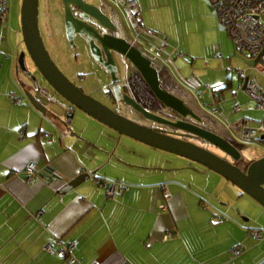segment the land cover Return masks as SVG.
Listing matches in <instances>:
<instances>
[{
    "label": "crops",
    "instance_id": "0c3cea01",
    "mask_svg": "<svg viewBox=\"0 0 264 264\" xmlns=\"http://www.w3.org/2000/svg\"><path fill=\"white\" fill-rule=\"evenodd\" d=\"M87 1L112 17L119 34L153 54L162 86L201 115L204 127L234 143L245 120L253 125L264 117L231 71L224 80L214 78L217 71L209 74L218 82L201 97L206 88L193 94L190 77L181 73L186 62L175 57H202L204 32L216 28L204 0H133L134 15L124 0ZM10 13L0 23V264H68L46 250L58 241L76 242L74 264H264V238L248 233L264 230V207L233 182L182 156L172 164L176 157H163V150L120 135L81 110L68 127L37 110L24 91L33 82L18 67L16 54L25 46L22 33L10 32ZM218 42L223 45L221 35ZM131 70L122 69V79ZM221 85L226 87L219 90ZM61 109L65 119L67 107ZM30 162L37 167L32 182L25 170ZM82 173L90 176L65 191ZM99 178L130 188L108 198ZM237 246L242 251L234 253Z\"/></svg>",
    "mask_w": 264,
    "mask_h": 264
},
{
    "label": "water",
    "instance_id": "95a60500",
    "mask_svg": "<svg viewBox=\"0 0 264 264\" xmlns=\"http://www.w3.org/2000/svg\"><path fill=\"white\" fill-rule=\"evenodd\" d=\"M204 1L216 14L210 1ZM21 2V38L25 49L18 52L16 59L21 71L32 79L31 87L24 91L37 110L43 114L51 112L67 127L75 110H81L120 135L182 156L217 172L264 207V155L251 160L230 139L204 127V118L183 98L162 86L159 69L152 59L135 42L119 34L120 27L100 5L87 0H62L65 36L71 45L79 36L92 59L106 71L118 109L85 92L58 67L46 49L41 33L40 0ZM220 29L225 28L220 25ZM116 56L132 64L161 107L156 110L148 108L124 90ZM238 56L248 66L258 60L242 54ZM39 74L44 82H41ZM122 106L133 110L143 121L124 114ZM64 107H67L66 118L62 119L60 114ZM89 176V173H82L66 185L65 191L75 188Z\"/></svg>",
    "mask_w": 264,
    "mask_h": 264
},
{
    "label": "rangeland",
    "instance_id": "374dc122",
    "mask_svg": "<svg viewBox=\"0 0 264 264\" xmlns=\"http://www.w3.org/2000/svg\"><path fill=\"white\" fill-rule=\"evenodd\" d=\"M21 1L22 0L10 1V21L13 20L14 23L13 27L10 29V32H12L13 35H21V20L19 14L21 11ZM208 10L216 19V28L213 30L207 29L204 32V38L201 42L206 44L207 47L201 45L200 51L201 53L203 52L201 55L202 57H196L195 59L196 55H193V52H191L190 55L185 53L181 58L175 57L176 63L186 62L185 65L183 64L179 68H182V74L186 73L190 77V86L192 87L191 91L193 94L200 89L203 90L204 88H207L206 90L210 91L212 89L210 86H213L216 82H218L213 81L214 78H220V80H224L228 76V71H231L233 77L238 80V70L249 68V66L246 65V63L238 56L239 53L236 49L234 41H232L230 38L227 30L220 29L216 14H213L209 7ZM39 16L42 36L47 47L46 49H48L53 61L73 82L84 86L88 94H91L93 97L99 100L108 102L109 99L106 95L109 87L108 75L103 72L99 73V67H96L95 62L89 57L90 54H87L85 51V45L82 44L83 42H81L80 38H75L74 45H71L65 36L63 31L64 9L62 0H40ZM219 35L222 37L223 45H221V42H218ZM22 47L23 45L21 44V48ZM194 52L195 54H199L197 49H195ZM144 53L150 57L152 61H154L153 63H155L153 54L147 52L146 50H144ZM180 54L182 55V53ZM244 55H247V53H244ZM173 68L176 70L175 65ZM179 68H177L178 71ZM213 71H217L214 78L209 76V74L212 75ZM135 74L138 75V72L135 71ZM254 74L262 83L264 82V79L257 70L256 72L254 71ZM139 79H142L141 76ZM140 82L143 85L142 88L144 93L148 95L146 92L149 87L145 82L143 84L142 80ZM242 93L244 94V92ZM135 94L139 100L144 98L143 92H136ZM149 97L152 99L154 98L152 95ZM249 99H251V97ZM252 102L254 103L253 100ZM233 140L236 146L241 149L243 154L251 159L264 153L263 141H252L251 143H248L242 141V139L238 137H233ZM160 153L163 155V157H165V155L176 157L174 158V162L171 161L173 162L172 164L177 163V159H182L180 158L181 156L171 153L163 154L164 151ZM163 162H165V159Z\"/></svg>",
    "mask_w": 264,
    "mask_h": 264
},
{
    "label": "built area",
    "instance_id": "2783aa9c",
    "mask_svg": "<svg viewBox=\"0 0 264 264\" xmlns=\"http://www.w3.org/2000/svg\"><path fill=\"white\" fill-rule=\"evenodd\" d=\"M9 1L10 0H0V23H5L9 18ZM209 1L216 12V18H218L219 24L225 28L224 30H227L230 38L234 41L237 51L239 50L247 53L251 58H258L254 66H250L247 69H240L238 74L242 79L241 86L245 87L244 89L256 102L257 108L264 111V82L262 83L259 78L252 73L257 70L264 79V0ZM123 3L127 10H132L131 14L134 15L133 11H135L134 8L137 7V3L133 0H124ZM135 40L137 39L134 38V41ZM150 50L154 53L156 47L153 46ZM7 57L12 59L14 54L11 53L7 55ZM206 89L199 92L198 95L201 97L203 93H207L208 91ZM17 100L19 101L20 99ZM210 106L214 107L215 103L212 102ZM240 109L241 107L239 105L233 108L234 111H239ZM215 113H217L216 108L214 109V114ZM242 125L243 128L238 136L242 141L251 143L254 140L262 137L264 138V117L253 123V125L249 120H245ZM25 170L28 173V180L31 182L35 181L37 178V167L35 163H28ZM98 184L105 188L104 191L108 198H114L130 188V185L127 183L112 181L105 178H99ZM166 207V205L161 206L162 210H165ZM263 232L264 230L261 228H254L248 233L252 237L261 240L264 238ZM75 247L76 242L64 244L58 241L56 248L50 243L47 245L46 250L55 251L65 259L66 263L74 264L78 262L77 258L72 253ZM241 251L242 246H237L233 249L234 253H239Z\"/></svg>",
    "mask_w": 264,
    "mask_h": 264
},
{
    "label": "flooded vegetation",
    "instance_id": "af4514ba",
    "mask_svg": "<svg viewBox=\"0 0 264 264\" xmlns=\"http://www.w3.org/2000/svg\"><path fill=\"white\" fill-rule=\"evenodd\" d=\"M40 27H41V25H40ZM63 28H64V25H63ZM64 33H65V28H64ZM42 33V32H41ZM75 38H80L79 36H76ZM80 40H81V42H83L82 44H84V41L80 38ZM84 46V45H83ZM84 49H85V51L87 52V54H89V52H88V50H87V48H85V46H84ZM91 59H92V57L91 56H89ZM117 57V56H116ZM93 60V59H92ZM94 61V60H93ZM95 62V61H94ZM117 62H118V64H119V66H120V71H121V84H122V86H123V88H124V90L126 91V92H128L129 94H131L132 96H134L136 99H137V97H136V92H143V96H144V98H146V100L147 101H145V103H143L142 101H140L139 99H137L140 103H142L143 105H145L146 107H148V108H151V109H153V110H156V108H158V107H161V105H159L158 104V101L156 100V98L153 96V94L151 93V91L149 90V88L147 89V92L146 93H148V95H146L145 93H144V91H143V85H142V83L140 82L141 80H142V82H143V84H144V82L145 81H143V79H139V77H140V74L138 73V75H139V77H138V75H136L135 74V71H136V69H134V67L132 66V64L128 61V60H126V59H123V58H120V56H118L117 57ZM95 64H96V67L98 66L99 67V73L100 72H103V73H105V74H107L106 73V71H103L104 69L100 66V64H98L97 62H95ZM133 67V68H132ZM127 68H130V70H131V73H130V76H129V79L128 80H125V79H122V69L123 70H125L126 71V69ZM96 70V71H97ZM97 71V72H98ZM108 75V74H107ZM142 78V77H141ZM109 81H110V78H109ZM76 84V83H75ZM107 98L109 99L108 100V102H105L108 106H110V107H112V108H114V109H118L119 108V105H117V103L114 101V93H113V90H112V85H110L109 84V87H108V90H107ZM153 96L154 98L152 99V98H150L149 96ZM104 102V101H103ZM128 109V108H127ZM129 110V112H132L134 115H136V113L133 111V110H130V109H128ZM122 111V110H121ZM137 117H138V114H137ZM195 142H197V140L195 139L194 140ZM212 149V148H211ZM214 150V149H213Z\"/></svg>",
    "mask_w": 264,
    "mask_h": 264
},
{
    "label": "bare ground",
    "instance_id": "6f19581e",
    "mask_svg": "<svg viewBox=\"0 0 264 264\" xmlns=\"http://www.w3.org/2000/svg\"><path fill=\"white\" fill-rule=\"evenodd\" d=\"M239 51V50H238ZM241 52V51H240ZM241 54V53H240ZM248 55V54H247ZM248 58H250V59H256V58H251L250 56L248 57ZM258 61V60H257ZM257 63V62H256ZM255 65V63L252 65V66H254ZM251 66V65H250ZM249 66V67H250ZM251 66V67H252ZM245 69H247V68H245ZM249 73H250V71H249ZM253 74H254V72H252ZM250 75V74H249ZM245 88V87H244ZM121 110H122V112L124 113V114H126V115H128V116H130L131 118H135V119H137V120H139V121H143L141 118H139V117H137L136 115H134L132 112H129V110L127 109V107H124V106H122L121 107ZM264 140V138L262 137V138H260V139H257V140H254V141H263ZM264 142V141H263Z\"/></svg>",
    "mask_w": 264,
    "mask_h": 264
},
{
    "label": "trees",
    "instance_id": "16d2710c",
    "mask_svg": "<svg viewBox=\"0 0 264 264\" xmlns=\"http://www.w3.org/2000/svg\"><path fill=\"white\" fill-rule=\"evenodd\" d=\"M238 53H239V54L241 53L242 55H244V53H242V52H240V51H238ZM244 56L249 57V55H244ZM217 86H218V85H217ZM214 87H216V86H214ZM224 87H226V85H221L220 88H219V90H220V89H223ZM217 90H218V89H217ZM217 90H216V91H217ZM216 91H214V92H216ZM216 95H217V94L215 93V97H216Z\"/></svg>",
    "mask_w": 264,
    "mask_h": 264
}]
</instances>
